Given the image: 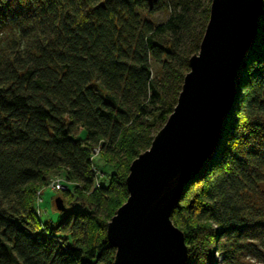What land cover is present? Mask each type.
I'll return each mask as SVG.
<instances>
[{"label": "trees", "instance_id": "obj_1", "mask_svg": "<svg viewBox=\"0 0 264 264\" xmlns=\"http://www.w3.org/2000/svg\"><path fill=\"white\" fill-rule=\"evenodd\" d=\"M211 3L0 0V34L12 35L0 48V264H114L108 224L129 197L132 162L177 105ZM157 13L169 17L155 23ZM236 87L219 144L172 214L187 264L264 260L252 243L264 245V14ZM98 159L114 174L93 189ZM54 171L92 195L63 192L67 215L51 229L36 196Z\"/></svg>", "mask_w": 264, "mask_h": 264}, {"label": "water", "instance_id": "obj_2", "mask_svg": "<svg viewBox=\"0 0 264 264\" xmlns=\"http://www.w3.org/2000/svg\"><path fill=\"white\" fill-rule=\"evenodd\" d=\"M152 10L159 0H145ZM264 0H212L198 54L189 60L173 113L149 150L130 166L127 201L107 227L114 264H187L184 233L172 214L184 189L215 151L238 101L236 79L258 34ZM56 208L65 213L62 198Z\"/></svg>", "mask_w": 264, "mask_h": 264}, {"label": "rangeland", "instance_id": "obj_3", "mask_svg": "<svg viewBox=\"0 0 264 264\" xmlns=\"http://www.w3.org/2000/svg\"><path fill=\"white\" fill-rule=\"evenodd\" d=\"M169 17V14L167 13H157L153 16H150L149 18L153 20L155 23H164ZM11 33H2L0 34V48L6 47L8 39L11 37ZM152 69L154 72V75L158 74L159 71V66L152 62ZM165 124H163V121H159L156 125V128L154 130L155 134H157ZM84 134L80 133L77 138H84ZM97 166L100 168V172L104 173L105 177L103 178L102 182L104 186H108L110 183V180L114 174V168L111 165H107L103 160L96 161ZM60 178L61 180L63 179V183L68 186V191H53L50 189V183L52 182L51 180L54 181V179ZM51 181V182H50ZM97 189V188H93ZM100 189V188H98ZM264 191V189H263ZM63 192H69L70 197L72 198L73 196L81 195L80 197H89L92 195L91 193L85 192L83 188L78 185L72 183L69 181L63 171H54L51 173L49 176L47 183L45 186L37 193L36 196V201L38 198H42V202L40 203V209L43 211V216H42V221L48 225L49 228L55 229L58 225L59 222H61L65 217L66 213H62L57 210L56 208V199L60 196H64ZM69 198V197H67ZM260 202L262 204V207H264V198L261 196ZM259 201V200H258ZM36 208H38L36 204ZM77 208H80L77 206ZM224 240L220 241V245H222ZM252 243L254 245H258L259 249L264 250V245L262 246L259 244L257 240H253ZM215 257L218 261V264H223V256L220 253H216ZM237 264V263H236ZM238 264H264V260L260 259L258 255L254 251L250 252H243L239 256V262Z\"/></svg>", "mask_w": 264, "mask_h": 264}, {"label": "built area", "instance_id": "obj_4", "mask_svg": "<svg viewBox=\"0 0 264 264\" xmlns=\"http://www.w3.org/2000/svg\"><path fill=\"white\" fill-rule=\"evenodd\" d=\"M98 154H99V150L97 149V150H95V153H94L95 157H93L92 159L96 158L98 156ZM93 173L95 175L94 188H97V189L101 188L102 180L105 177L104 176L105 174L100 172L99 169L96 168V167H93ZM51 181H50L51 182L50 183V189H52L53 191H57V192L58 191H63V190L64 191H68V186L63 183V181H64L63 179L61 180L60 178H57V179H54V181L53 180H51ZM41 202H42V198L40 197L37 200L38 208H37V211H36V214H37V216H38V218L40 220H42V216H43V211L40 209V203Z\"/></svg>", "mask_w": 264, "mask_h": 264}]
</instances>
